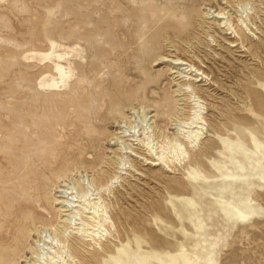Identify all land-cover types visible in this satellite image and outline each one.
Returning <instances> with one entry per match:
<instances>
[{"label": "rangeland", "instance_id": "rangeland-1", "mask_svg": "<svg viewBox=\"0 0 264 264\" xmlns=\"http://www.w3.org/2000/svg\"><path fill=\"white\" fill-rule=\"evenodd\" d=\"M221 2L0 0V221L10 219L3 210L13 194L35 191L42 178L45 215L62 225L55 184L118 170L110 143L130 108L145 102L154 115L165 103L157 123L174 134V118L187 115L190 103L160 58L197 55L208 72L193 80L206 103L205 137L178 165L141 160L121 174L115 195H105L109 232L98 243L73 234L71 244L81 249L71 264H264V32L251 39L255 53L230 47L232 35L212 19L206 25L218 42L196 30L199 39L190 43L173 37L185 49L178 51L165 33L182 4L207 12ZM35 223L26 235L44 227ZM34 238H19L10 264Z\"/></svg>", "mask_w": 264, "mask_h": 264}, {"label": "bare ground", "instance_id": "bare-ground-1", "mask_svg": "<svg viewBox=\"0 0 264 264\" xmlns=\"http://www.w3.org/2000/svg\"><path fill=\"white\" fill-rule=\"evenodd\" d=\"M221 1V3L216 4V9L213 10V6H211L207 12H203V9L195 3V5L190 7H185V5L182 4L181 9L179 8L174 12L176 18L173 24L169 27L165 25L167 27V29L165 28V33L170 36L169 39H171L172 46L178 51H185L184 48L181 49L178 42L173 40V37L190 43L189 39L191 37L199 39V37L195 36L196 30L206 34L210 38L208 42H218L215 37L216 35L214 36L212 33L214 27L212 25H206L207 21L205 20L212 19V22L218 27L220 32L232 35L231 37L234 40H230V47H237L239 45L243 47L249 46L248 50L250 52H257L259 49L253 46L251 39L252 37H257V31L264 32L262 28L264 25V0ZM171 14L173 16V13ZM158 36H160V34ZM195 39H193V41ZM224 40H227V38L224 37ZM147 43L145 42V44ZM188 51L191 50L188 48ZM170 57L166 55L161 56V62H170L172 74L175 75L174 77L178 80V89H175L177 91L176 93L179 92L180 94L186 95L190 103V110L187 109L189 111L187 115L184 114V117L174 118V125L172 124L174 126L173 129L176 130L174 134L170 135V132H168L170 128H162L157 123L156 118L167 113L165 103H159L156 114L154 115L151 114V108H149L150 106L145 102L130 108L128 114L122 113L121 119L116 125L117 131L115 137L112 142L110 141V145L115 147L113 148L114 150L111 151L114 155L112 157L115 158V161L112 162L117 164L116 169L118 170L115 171L112 176L110 175V177L106 176L104 171H97L94 175H92V173L91 176L80 175V178H77L78 175H75L69 177V179L62 180L61 183L55 184L54 193L57 195L55 194L54 202L56 203L54 204L59 206L61 212L59 213L63 217L61 221L62 225H55L53 221L48 219L45 215L44 210H47L46 208L49 206V203L45 201L46 198L44 199V197L41 196V193L44 191V180L42 178H40V180L37 178L35 182V191L25 193H22L25 191L24 189L22 192L17 191V194H13L10 198L7 208L3 210L5 214H8L10 219L4 222L0 221V264H10L14 257H16L20 251L19 245L21 240H19V238L21 236H36L37 238L33 239V242L29 245L26 252L24 250V254L21 255L22 258L20 257V261L18 260L19 262L16 264H71L73 260L79 258L80 254L78 252L80 247L77 249L76 246L72 245L73 243L71 244V238L74 239L73 234L82 235L87 237L88 241L96 242L98 240L97 238L100 239L105 235L104 232H109L108 226L113 220V215L110 211L111 204L107 202L109 198L106 200L105 195H115L116 185H118L117 183L122 179L121 174H125L124 172L130 170V168L137 170L136 163L141 160L151 166H170V163H181L189 157V151L200 144L207 132L208 122L206 120L207 116L205 117L206 103L199 94L200 92L198 93L195 89L193 80L195 82L200 80L198 77L200 75L206 76L208 72L203 70V61L198 59L197 55H194L197 60L189 58V56H181L179 53L175 54L173 58ZM196 61H201L200 65ZM183 66H185V68H182ZM60 72L63 73V71ZM192 72H196V78H194ZM210 73H213V71L211 70ZM99 161L98 157L95 161L88 163L91 166H97ZM132 169L131 172H133ZM19 199L22 201H17ZM238 210L249 214L250 208L247 209L243 206H239ZM87 214L88 216L86 217L85 215ZM35 220L42 223L44 227L42 226L41 229H39L40 225L38 228L34 227L32 230L29 228V231L34 230L35 233L33 235H26L25 227L30 223L36 225ZM4 223L8 224L6 230H9V234H6L5 229H3Z\"/></svg>", "mask_w": 264, "mask_h": 264}]
</instances>
